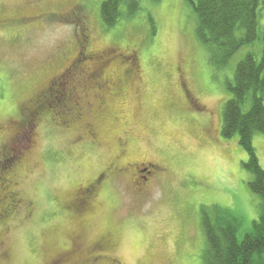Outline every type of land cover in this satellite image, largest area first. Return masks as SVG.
Here are the masks:
<instances>
[{"label":"rangeland","instance_id":"obj_1","mask_svg":"<svg viewBox=\"0 0 264 264\" xmlns=\"http://www.w3.org/2000/svg\"><path fill=\"white\" fill-rule=\"evenodd\" d=\"M103 1L0 0V174L7 177L6 166H13L24 200L8 219L0 204V264H205L202 206L218 205L242 218L239 239L259 218L261 200L244 167L249 155L238 135L225 139L221 131L234 69L249 52L260 58L262 42L243 47L219 68L196 35L188 0H142L136 16L113 28L101 19ZM84 35L93 51L136 50L140 77L126 74L125 91L107 98L104 111L70 122L55 93L51 121L32 131L24 104L55 76L65 72L68 80L74 71L65 69L85 46ZM125 65L115 62L111 73L125 74ZM89 123L97 132L92 139ZM24 141L27 151L16 160ZM253 145L264 167V134H256ZM117 158L151 160L167 171L147 194L133 193L129 177H110L99 186L94 215L81 219L71 205L77 190ZM107 230L120 263L60 259L77 236L88 245Z\"/></svg>","mask_w":264,"mask_h":264},{"label":"trees","instance_id":"obj_2","mask_svg":"<svg viewBox=\"0 0 264 264\" xmlns=\"http://www.w3.org/2000/svg\"><path fill=\"white\" fill-rule=\"evenodd\" d=\"M159 3L162 0H149ZM197 16L196 35L210 54V62L224 68L245 46L262 42L260 58L249 52L235 67L228 83L231 97L223 109L222 136H239L248 153L245 169L252 175L251 191L260 197L259 218L252 229L239 239L242 218L218 205L202 206L205 236V264H264V167L261 166L253 138L264 134V0H188ZM142 10V0H104L101 19L106 27H115L123 18H132ZM152 30L155 21L149 16ZM84 33V31H83ZM154 34V33H153ZM6 162L2 167H5ZM6 170L7 166H6Z\"/></svg>","mask_w":264,"mask_h":264},{"label":"flooded vegetation","instance_id":"obj_3","mask_svg":"<svg viewBox=\"0 0 264 264\" xmlns=\"http://www.w3.org/2000/svg\"><path fill=\"white\" fill-rule=\"evenodd\" d=\"M24 22H29V19H25ZM84 36L85 46L79 48L77 58L65 69L69 73L74 71L70 73L68 80H64L66 77L65 72L55 76L53 80L50 79L45 85L39 87V91H36L32 98L24 104V109L31 112V118L33 119L31 122H34L33 125L30 123L29 127L32 131L43 124L46 118L51 121V99L55 93L60 97L59 104L68 113V121L66 122H70L77 116L82 119L85 113L95 110L97 112L99 110L104 111L107 107V98L118 97L125 91V82L128 81L126 74L131 73V77L135 79L140 77L141 64L138 61L136 50L122 47H105L93 51L88 48V43L92 41V38L88 41L86 35ZM80 54L83 55V58L78 59ZM78 61H80L79 64ZM81 62L83 63L81 64ZM115 62L126 64L125 74L111 73ZM177 72L185 99L188 104H193L189 87L186 85L187 82L181 79V68H178ZM73 74L74 76H71ZM87 126L86 136L91 139L95 138L97 136L95 127L90 123ZM26 149L27 146L24 141L21 143L20 149L23 155L17 157L16 160L24 156ZM12 167L10 170H6L7 173L11 172L7 177H2V174H0V204L3 206L1 217L7 219L19 210L24 203L17 190L18 183L13 177L15 173ZM166 171L167 168L151 160L130 159L126 162H120V159L117 158L108 168L100 171L93 180L90 179L79 187L71 205L81 219H88L95 213L93 202L96 200L99 186H103L110 177H115L116 174L129 177L130 188L133 193L147 194L151 191L149 189L152 184L156 183L154 182L155 179L159 180ZM74 241L73 250L66 251L60 259L67 258L68 261L72 257L77 259L88 258L93 261L107 259L113 263H120L117 255L113 253V233L110 230H107L103 236L88 245L83 244V236L80 235ZM79 241L81 245L78 244Z\"/></svg>","mask_w":264,"mask_h":264}]
</instances>
